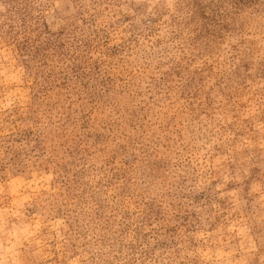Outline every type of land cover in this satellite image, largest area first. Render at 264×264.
I'll use <instances>...</instances> for the list:
<instances>
[{
	"label": "rangeland",
	"instance_id": "374dc122",
	"mask_svg": "<svg viewBox=\"0 0 264 264\" xmlns=\"http://www.w3.org/2000/svg\"><path fill=\"white\" fill-rule=\"evenodd\" d=\"M187 1L0 0V264H264V0Z\"/></svg>",
	"mask_w": 264,
	"mask_h": 264
},
{
	"label": "trees",
	"instance_id": "16d2710c",
	"mask_svg": "<svg viewBox=\"0 0 264 264\" xmlns=\"http://www.w3.org/2000/svg\"><path fill=\"white\" fill-rule=\"evenodd\" d=\"M10 1V0H9ZM187 3L189 4L190 3V1L188 0L187 1ZM199 7V4L198 3H196L195 4V6H194V8L192 9V13H193V15L194 16H200L199 18L200 19H203V20H209L208 18H206V16H205V14H204V12H202L203 11V9L201 8V10L199 11V12H194V10L196 9V8H198ZM201 12V13H200ZM20 14H21V12H19ZM22 16H23V14H21ZM25 16V15H24ZM19 20H20V22H22V23H24L25 22V18L24 17H22V19L21 18H18L17 19V22L19 23ZM212 21V20H211ZM21 25H23V24H21ZM24 33H26V32H24ZM24 39V38H23ZM27 39H29V38H26V40ZM26 40L24 41V42H26ZM21 44V48H20V50H22V51H25L26 49H28V46L29 47H32V45H29V42H26V44L24 45L23 43H20ZM39 48H41V45H40V47ZM30 52H32V53H37V52H39V50H38V48L37 47H35L34 49H28Z\"/></svg>",
	"mask_w": 264,
	"mask_h": 264
}]
</instances>
